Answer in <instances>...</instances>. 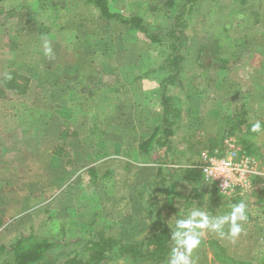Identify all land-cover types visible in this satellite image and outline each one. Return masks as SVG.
Listing matches in <instances>:
<instances>
[{"label": "rangeland", "instance_id": "obj_1", "mask_svg": "<svg viewBox=\"0 0 264 264\" xmlns=\"http://www.w3.org/2000/svg\"><path fill=\"white\" fill-rule=\"evenodd\" d=\"M106 1L111 12L138 15L161 36L171 26L164 6L167 0ZM236 2L201 0L185 18L182 71L178 83L168 88L169 95L181 104L172 145L196 154L199 160L202 152L224 154L233 147L253 159L261 174L256 179H263L264 155L258 147L264 148V138L257 147L251 127L264 118V0H248L245 6ZM154 6L159 9L152 10ZM254 13L258 17L252 19ZM42 36L51 43L52 58L44 55ZM242 38L245 47L239 43ZM166 48L100 19L98 11L82 0L0 2V245L29 232L38 236L51 233V187L54 180L58 189L65 185V163L76 161L75 167L87 163L94 169L95 159L111 155L113 149L151 131L160 120L158 83L164 73L135 80L145 71L157 69ZM202 50H206L204 57ZM215 59H226V67L216 69L215 62L208 66ZM173 159L171 165L186 162L184 155ZM110 163L103 164L96 177L86 168L77 174L76 169L68 171V179H82L92 186L91 182L107 185L113 178H136L138 171L134 177L132 169L112 177ZM247 192L232 197L246 199ZM73 196L78 205L83 200L93 204L90 198L79 200L80 193ZM137 197L142 198L141 194ZM232 197L215 201L216 216L231 210L237 202ZM150 200L153 206V197ZM68 203L73 208V199L60 206ZM150 208L153 222L155 209ZM105 212L86 209L80 216H103ZM64 215L61 211L55 215L61 232L65 229L62 224L76 223L75 219L63 223ZM261 223L264 227V219ZM96 227L98 232L85 238L66 234L68 244L51 252L49 257L56 256V260L49 264H64L74 257L84 261L89 243L106 234L100 225ZM68 231L79 232L76 227ZM213 236L205 234L192 253L197 264H264L262 251L243 261L236 259L234 250L228 255L221 248L215 251L212 244H218V238ZM168 245L171 250V235ZM254 247H247L250 255L255 253ZM168 259L167 255V264ZM104 264L156 263L120 258Z\"/></svg>", "mask_w": 264, "mask_h": 264}, {"label": "crops", "instance_id": "obj_2", "mask_svg": "<svg viewBox=\"0 0 264 264\" xmlns=\"http://www.w3.org/2000/svg\"><path fill=\"white\" fill-rule=\"evenodd\" d=\"M156 125L157 123H155L152 129ZM150 132L145 136L142 135L138 138L134 137L133 141H131V144L124 145V147L120 149H113L114 153H111V155L95 159L94 164H92L94 169H91V165H88V168L86 165L87 163L83 164L81 167H75V165L78 163L76 161L75 163L73 161H68L65 163L63 168V172H66L65 185L62 187V189H58L56 186L57 180H54L51 187L54 191V194L51 195L52 216L54 217L48 219L50 220V223H52V225L49 224L51 233L47 235L48 237L55 239L56 236H61L60 240L64 245L68 244L65 240L66 234L69 236L80 235L85 238L86 235L90 236L97 233L98 231H96V225H100L106 232V234L103 233V237L117 239L123 244L138 243L152 234V216H150L149 211L151 210L150 206L153 207L154 205L155 214L158 212L160 213L162 221L168 228L169 232L171 231L170 229H174L177 219L186 217L188 213L197 206L203 207L212 215L216 216L218 205L215 203V201H219L220 199L227 197L218 193L216 187L213 184L203 180L200 171L198 168H196L199 164V158H196V154H193L188 150L187 152L182 149L177 150L173 147L172 139L175 137L176 133L170 140L171 148L168 152L165 151V148H153V150L148 155L141 154L138 150V145L141 140L148 137ZM263 138L264 132L259 134L256 133L252 142L258 147V143H260ZM258 148L262 150L261 152L264 155V148ZM63 150L64 149L62 148V153ZM179 151L180 155H177ZM153 155L156 157L153 158L154 160H150L149 158H152ZM181 155L186 156V162L178 165L173 164L175 166L171 167L173 166L171 165L173 157V160H175L177 156L180 157ZM188 158L192 159L188 160ZM149 160L151 161L152 165L155 166L153 171H151L150 166H148ZM109 162H111L109 165L112 166V169L108 171H111L112 177H114L116 173H123L124 171H129V169H132L133 175L138 171L136 178H113L106 182L107 185H103L102 182H91L92 186H90V183L87 185V183L81 181L82 179H68V171H73L76 169L75 173L77 174L86 168H88L87 170L90 172V174L96 177L97 173L101 171L100 168H102V165ZM122 164L123 167H121ZM73 165L74 167H71ZM106 172L107 170H105L104 175H106ZM78 177H80V175H78ZM102 177L103 175H101V178ZM255 179L256 178L252 179V188L247 192L250 194L244 197L246 199H241L240 197L233 199L234 196L240 195V193H242L241 191H236L233 197L231 196L233 201L237 200L236 203H238L240 200H244L248 206L249 219L244 225V232L235 240L230 238L220 239L215 233L209 232V235H214L213 237L218 238L216 239L218 240V244H212L214 245V248L217 249L215 251H221L222 249L226 255L235 251L234 253H236V259L242 261L251 260L252 256H254L257 252L262 251L261 254L264 253L262 250L264 247V227L261 223V220L264 219V178L256 179L258 180L257 183L255 182ZM94 181L96 180L94 179ZM150 184H153L154 186H150ZM88 187H92L93 189L88 191ZM75 192L80 193V196L78 197L79 200L84 198L93 199L92 205L95 207L93 209L91 208L92 205L88 204L89 200H83L82 205H78L79 202H77L76 197L73 196ZM145 192L147 194H145ZM140 194L142 198L137 197ZM250 196L252 197L250 198ZM148 197L150 199L153 197V206L150 205L151 200ZM70 199H73V208H71L72 204L70 203L65 204V207L60 206L62 202ZM145 199L148 202L147 206L146 202L144 201ZM74 204H76L77 207ZM96 204H99L98 207ZM96 208L98 211H106L105 214H103V216H90V214L86 215L85 217L80 216L81 211L86 209L91 211ZM60 211L64 212L65 214L61 219L63 220V223L66 220L71 221V219H75L76 222L73 225H71L70 222L62 224L61 226L65 227L62 232L56 223L57 217H55V215ZM72 226L76 227L79 232H69L68 230L73 228ZM53 228L55 230H53ZM94 230L95 232L92 233ZM225 230L227 231V226L225 227ZM206 234L208 235V233ZM233 242H235V245H233ZM229 245H231V247ZM250 245L255 246V253L251 255L250 249L247 248ZM234 247H236V249Z\"/></svg>", "mask_w": 264, "mask_h": 264}, {"label": "trees", "instance_id": "obj_3", "mask_svg": "<svg viewBox=\"0 0 264 264\" xmlns=\"http://www.w3.org/2000/svg\"><path fill=\"white\" fill-rule=\"evenodd\" d=\"M7 0H0L4 2ZM87 6H91L98 11L100 19L107 22H115L131 32L141 34L151 44H165L166 55L157 69H149L136 78L144 80L151 76L158 77L164 73V77L158 83L160 117L157 125L151 130L146 139L140 141L138 150L141 154L148 155L153 148H165L168 152L171 148V138L174 136L176 126L181 114L180 100L169 95V87L175 86L179 81L182 71L184 58L181 55L182 39L186 29V16L190 14L194 7L198 6L201 0H167L164 3L168 9L167 20L171 26L165 31L164 35H159L145 23L143 18L138 15L124 16L110 11L106 0H82ZM236 4L245 6L248 0H236ZM159 8L152 7L157 11ZM258 14L254 13L253 18ZM264 37V34H262ZM245 39L239 40L241 46L245 47ZM219 48V46H218ZM206 50L200 54L204 57ZM200 56V57H201ZM233 56H236L233 54ZM216 63V69L226 67V59H215L210 62ZM264 126V118L259 120ZM196 169V168H195ZM163 182V181H162ZM160 184V183H159ZM154 186L150 184V186ZM155 206V205H154ZM152 234L138 243L123 244L117 239L101 236L96 241L89 243V254L82 261L68 259L64 264H104L120 258L139 259L155 262L156 264H167V255L170 252L168 242L170 232L162 221L160 213H156L152 222ZM63 246L61 240H55L48 236H38L33 232L21 234L17 239L8 245H0V264H49L56 260L49 257L51 252Z\"/></svg>", "mask_w": 264, "mask_h": 264}, {"label": "clouds", "instance_id": "obj_4", "mask_svg": "<svg viewBox=\"0 0 264 264\" xmlns=\"http://www.w3.org/2000/svg\"><path fill=\"white\" fill-rule=\"evenodd\" d=\"M41 40L44 55L52 58L53 49L48 37L42 36ZM251 132L257 134L264 132V126L260 121H256L252 124ZM248 219V206L244 200L232 204L231 210L220 216L212 215L203 207H195L186 217L176 220L174 230L171 232L173 247L168 254V264H197L192 253L199 248L206 233H215L220 239L235 240L244 232V225Z\"/></svg>", "mask_w": 264, "mask_h": 264}, {"label": "built area", "instance_id": "obj_5", "mask_svg": "<svg viewBox=\"0 0 264 264\" xmlns=\"http://www.w3.org/2000/svg\"><path fill=\"white\" fill-rule=\"evenodd\" d=\"M196 168L205 182L213 184L227 198L236 191L251 189L252 179L261 175L253 159L233 147L224 154L202 152Z\"/></svg>", "mask_w": 264, "mask_h": 264}]
</instances>
